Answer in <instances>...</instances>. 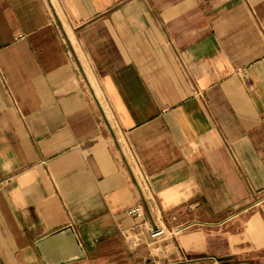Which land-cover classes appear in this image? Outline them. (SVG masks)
<instances>
[{
	"label": "crops",
	"instance_id": "crops-1",
	"mask_svg": "<svg viewBox=\"0 0 264 264\" xmlns=\"http://www.w3.org/2000/svg\"><path fill=\"white\" fill-rule=\"evenodd\" d=\"M69 224L62 264H264V0H0V264Z\"/></svg>",
	"mask_w": 264,
	"mask_h": 264
},
{
	"label": "water",
	"instance_id": "water-1",
	"mask_svg": "<svg viewBox=\"0 0 264 264\" xmlns=\"http://www.w3.org/2000/svg\"><path fill=\"white\" fill-rule=\"evenodd\" d=\"M35 245L44 264H62L87 256L70 224L37 239Z\"/></svg>",
	"mask_w": 264,
	"mask_h": 264
},
{
	"label": "built area",
	"instance_id": "built-area-1",
	"mask_svg": "<svg viewBox=\"0 0 264 264\" xmlns=\"http://www.w3.org/2000/svg\"><path fill=\"white\" fill-rule=\"evenodd\" d=\"M126 213L130 216H134V217H144L145 216V208L143 205L141 204H136L133 206H130L127 210ZM146 231L149 234V236L153 239H156L158 237L164 236L166 231L165 228L161 225H148L146 227ZM177 230L173 231L176 232ZM122 235L123 237L126 239V241L129 242V244L132 247H136L137 245H139L141 238H140V234L138 235H132L130 234L129 231H122ZM214 259V261L218 262L217 259L215 257H212Z\"/></svg>",
	"mask_w": 264,
	"mask_h": 264
},
{
	"label": "rangeland",
	"instance_id": "rangeland-1",
	"mask_svg": "<svg viewBox=\"0 0 264 264\" xmlns=\"http://www.w3.org/2000/svg\"><path fill=\"white\" fill-rule=\"evenodd\" d=\"M115 247H117V246H115Z\"/></svg>",
	"mask_w": 264,
	"mask_h": 264
}]
</instances>
